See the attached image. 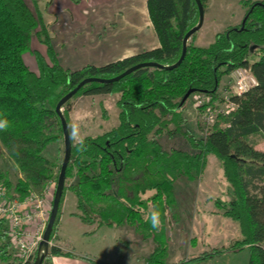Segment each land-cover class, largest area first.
Returning a JSON list of instances; mask_svg holds the SVG:
<instances>
[{"label": "trees", "instance_id": "trees-1", "mask_svg": "<svg viewBox=\"0 0 264 264\" xmlns=\"http://www.w3.org/2000/svg\"><path fill=\"white\" fill-rule=\"evenodd\" d=\"M30 1L0 0V119L9 121L7 130L0 131V141L26 177L15 185L22 195L30 183H41L52 173L53 163L43 151L59 136L49 130L51 125L56 124L63 134L55 111L57 101L86 77L111 78L141 62L174 64L180 57L184 34L199 17L195 0H146L157 47L103 65L68 70L59 64L41 16L32 10ZM200 1L205 8L208 0ZM241 4L245 14L238 26L217 32L207 46L193 45L188 39L185 55L176 67H139L119 80L89 82L77 90L75 94L117 93L118 123L82 138L81 148L73 142L65 119L71 142L65 179L74 176L75 181L65 186L64 180L50 240L64 192L69 189L75 195V214L84 223L95 228L129 225L142 239L155 244L145 257L146 263L167 264L166 226L175 215V182L182 177H199L207 157L214 155L231 196L228 201L216 198L214 204L237 222L241 236L229 249L246 246L250 251L248 264H264V148L256 147L264 140V0H242ZM34 39L46 47L45 53L32 47ZM26 52L33 55L37 70L24 62L22 54ZM239 67L248 68L256 84L229 96L234 107L226 114H217L205 136L182 131L181 112L186 100L194 93L216 99L222 75ZM190 89L191 94L182 101ZM170 123L186 137L193 151L161 145L159 138L170 132ZM5 183L8 185L6 179ZM153 210L161 212L163 226L158 230L146 222ZM8 249L5 222L0 220V261L10 257ZM219 251L174 264L197 263ZM53 255L68 253L51 245L40 264H52Z\"/></svg>", "mask_w": 264, "mask_h": 264}, {"label": "rangeland", "instance_id": "rangeland-1", "mask_svg": "<svg viewBox=\"0 0 264 264\" xmlns=\"http://www.w3.org/2000/svg\"><path fill=\"white\" fill-rule=\"evenodd\" d=\"M70 1L79 2V0ZM236 1L238 3L237 7L238 5L240 6L244 17L245 8L241 4L242 0ZM30 2L28 4L32 10L41 16L54 50L56 44H58L57 39L69 38L71 31L79 32L81 25L79 26L76 22L73 23L67 20L62 25L63 20H57L53 24L58 11V3L55 0H31ZM224 4V0L212 1L211 7L204 15L203 25L195 32L196 34L194 33L195 35L189 38L191 44L196 45L194 40L200 38V42L203 41L205 46H207L213 41L214 32L223 31L227 27L238 26L241 23L240 21L234 25L229 24L227 26L234 16H238L239 12L235 2L228 0L226 6ZM121 22L114 23L116 24L114 26L119 30L120 28L122 29ZM60 26H63V28L68 27V29L64 30L66 36L61 34L62 29ZM101 26L100 29H95V33L107 34L112 28L110 23ZM32 47L39 50L42 49L43 53L46 52V47L36 39H34ZM26 53L22 54V58L32 67L30 57ZM29 54L33 57L31 53ZM251 59H255V57H251ZM84 65L82 64L79 68ZM240 68L244 69L243 67ZM65 69L70 70L69 68ZM236 69L222 75L216 99L209 100V97L204 94L194 93L186 100L181 112L183 119L180 128L182 131L196 137H203L214 122L217 114H226L232 109L226 100L233 92L230 73ZM35 70H37V67ZM246 71L250 73L248 68H246ZM117 98V93L95 95L78 93L69 98L62 105L61 110L69 123L71 132L73 131V126L78 125V137L74 139L72 136L73 142H77L78 139L86 136H95L114 127L118 123L117 113L119 109L116 105ZM199 100H201L200 103ZM167 129L170 132L164 130L166 132H163L159 138V142L164 148L177 147L193 151L186 137L182 133L174 131V124L170 123ZM49 130L55 135L59 134L43 151V154L53 163L51 175L41 183H30L29 190L22 195L16 190L15 185L18 179L25 180L26 177L7 156L6 149L0 141V170L2 174V176L0 175V185L3 186L5 196L8 198L21 200L32 191L40 194L44 200L45 207L47 206L50 210L64 147L63 134L59 133L56 124L51 125ZM256 147L264 148V140H260ZM5 179L8 181V185L5 183ZM74 181V176H67L65 186H69ZM174 195L173 211L175 215L168 222V226H166L168 242L164 261L167 264L190 260L193 257L210 253L214 249L220 251L197 263L186 262L184 264H248L250 255L248 247L244 246L236 251L229 249L232 244L241 238L237 222L230 217L224 216L214 204L216 198L228 201L231 197L229 184L222 176L221 164L214 155L207 157L204 171L199 177L177 179L174 186ZM62 202L69 206L71 205V207L75 205L76 208L75 195L69 189L65 190ZM138 234L131 226L121 225L113 226L112 228H96L88 233H81L77 238L68 241H72L77 249H91L90 251H92L93 255L103 258L112 257L116 264H147L145 257L150 254L155 244L151 239H142ZM54 238L53 235L50 240L52 241L50 246L54 245ZM8 259L4 261L7 262ZM33 260L34 258L31 259V261ZM0 263L2 262L0 261Z\"/></svg>", "mask_w": 264, "mask_h": 264}, {"label": "crops", "instance_id": "crops-1", "mask_svg": "<svg viewBox=\"0 0 264 264\" xmlns=\"http://www.w3.org/2000/svg\"><path fill=\"white\" fill-rule=\"evenodd\" d=\"M55 1L58 3V11L53 24L56 23L57 20H63V25L64 22L68 20L69 22H76L79 26L81 25L77 33L70 30L72 33H69V38L57 39L58 44H56V51H54L56 52L59 64L63 68L75 70L86 63L100 65L159 45L157 35L148 16L146 0H79L78 3H74L70 0ZM212 1L213 0L207 1L204 15L211 7L210 4ZM224 1V6H226L228 0ZM230 1L236 3V8L239 13L238 16L236 15L233 17V20L229 22L227 26L229 24L234 25L240 21L242 22L243 19V13L241 12L240 6L238 5L237 7V1ZM118 21H122V29L120 28V30L114 26L116 25L114 23ZM107 23L112 24L109 33H95V29H100L102 27L101 25ZM60 27L62 29L61 34L66 36L64 30L68 29V27ZM217 32L221 31H216L214 34ZM197 39L199 41L195 39L194 44L197 46H205L203 41L200 42V38ZM39 51L42 52V49ZM26 54L30 57V64H32V67L25 61L24 62L31 70L35 71L36 62L34 57H31L28 52ZM61 205L62 209L60 210L56 225L53 243L63 252L68 253V255H53L51 256V263L116 264L112 257L103 258L93 255L92 251H90L91 249H77L72 241H68L77 238L81 233H88L96 228L94 224L84 223L80 217L75 214L77 212L75 205L71 207V205L69 206L65 204V202H62ZM101 227L112 228L113 226H100L97 229Z\"/></svg>", "mask_w": 264, "mask_h": 264}, {"label": "built area", "instance_id": "built-area-1", "mask_svg": "<svg viewBox=\"0 0 264 264\" xmlns=\"http://www.w3.org/2000/svg\"><path fill=\"white\" fill-rule=\"evenodd\" d=\"M230 77L232 95H239L256 84L255 77L251 72L247 73L246 68H237L230 73ZM226 102L231 108L234 107L229 98ZM28 194L21 200L8 198L0 185V220L5 222L10 254L8 261H1L0 264H25L35 258L34 254L36 256L50 210L45 207L40 194L33 191Z\"/></svg>", "mask_w": 264, "mask_h": 264}, {"label": "water", "instance_id": "water-1", "mask_svg": "<svg viewBox=\"0 0 264 264\" xmlns=\"http://www.w3.org/2000/svg\"><path fill=\"white\" fill-rule=\"evenodd\" d=\"M195 2L197 4V8H198V15H199L198 21L192 28H190L184 34L183 39H182V51H181L180 57L178 58V60L174 64L165 66V65H161L159 63L152 62V61L141 62V63H138V64H135V65L128 67L127 69H125L120 74L113 76L111 78L86 77V78L82 79L81 81H79L72 89H70L67 93H65L57 101V103L55 105V111L59 117V121H60L61 128L63 131V144H64L63 145V147H64L63 158H62V162L60 165V169H59V173H58V177H57V181H56V186H55V190H54V194H53V199H52V203H51L49 217L47 220L46 227H45L43 234H42V239L39 242L33 264H40L42 259L46 255H48L49 247H50V243H49L50 234L52 232L53 225H54V222L56 219V215H57V211H58V207H59V203H60V198H61V194H62V190H63V186H64L65 171H66V167H67L69 157H70L71 142H70V138H69L67 123H66V120H65L64 115H63L62 110H61L62 105L69 98H71L77 92V90L80 87H82L86 83H89V82H104V83H106V82L116 81V80H119L121 77H123V76L129 74L130 72L134 71L135 69H137L139 67H144V66H157V67H164L166 69H171L173 67H176L181 62V60L183 59V57L185 55L187 40L189 39V37L193 33H195L202 26V23H203L204 8H203L200 0H195ZM191 92H192L191 89L188 90L184 94L182 101H184L191 94Z\"/></svg>", "mask_w": 264, "mask_h": 264}, {"label": "clouds", "instance_id": "clouds-1", "mask_svg": "<svg viewBox=\"0 0 264 264\" xmlns=\"http://www.w3.org/2000/svg\"><path fill=\"white\" fill-rule=\"evenodd\" d=\"M9 126V121L7 119H0V131H6ZM72 136L74 139L78 137V125L73 126ZM78 144L82 148L83 140L78 139ZM146 222H150V225L153 229H160L163 226V221L161 219V212L159 210H153L150 216L147 218Z\"/></svg>", "mask_w": 264, "mask_h": 264}]
</instances>
